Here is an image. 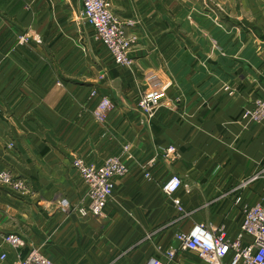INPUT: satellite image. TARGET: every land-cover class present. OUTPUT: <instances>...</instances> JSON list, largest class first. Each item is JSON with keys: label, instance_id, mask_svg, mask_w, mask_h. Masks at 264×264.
<instances>
[{"label": "crops", "instance_id": "obj_1", "mask_svg": "<svg viewBox=\"0 0 264 264\" xmlns=\"http://www.w3.org/2000/svg\"><path fill=\"white\" fill-rule=\"evenodd\" d=\"M108 1L131 39L130 66L94 39L80 0H0V170L25 185H0V233L57 264H207L164 252L197 223L233 238L241 207L264 205V129L242 116L264 93V0ZM158 82L169 83L166 98L145 121L137 100ZM92 90L112 102L103 123L92 117ZM169 145L175 159L163 157ZM125 146L129 169L103 216L58 208L61 198L87 204L74 159L101 164ZM172 175L182 185L167 196ZM7 252L0 264H12Z\"/></svg>", "mask_w": 264, "mask_h": 264}, {"label": "built area", "instance_id": "obj_2", "mask_svg": "<svg viewBox=\"0 0 264 264\" xmlns=\"http://www.w3.org/2000/svg\"><path fill=\"white\" fill-rule=\"evenodd\" d=\"M82 8L79 18L92 28L93 36L106 48L113 62L121 66H130L131 39L126 34L123 24L112 13L108 0H80ZM28 41L27 35H20L18 43ZM169 83L158 82L145 89L137 100V111L145 121L151 120L159 105L166 98ZM99 96V101L91 114L98 123H103L107 113L112 108V102L106 95H101L97 90L90 92V97ZM243 117H248L253 122L260 124L264 129V93L257 96L251 109L242 111ZM178 156L174 145L164 149V159H175ZM128 146L123 148V153L111 156L101 164L88 163L82 158L72 161V167L78 171L85 187L87 204L72 207L69 200L61 198L58 208L63 212L76 211L79 217H101L109 198L112 195L115 181L128 172L127 160L131 159ZM154 164V159L147 163L144 176L149 179V169ZM257 175L251 177L254 180ZM0 183L14 190H23L24 181L19 179L9 170L0 172ZM182 185V180L177 175H172L161 187L162 192L172 196ZM239 201V199H237ZM178 204V200H174ZM180 209V207H179ZM240 229L235 237L227 236L225 228L212 224L197 223L188 232H177L175 241L177 248L164 252L165 257L171 260L177 250L195 253L199 259L207 264H224L229 257L228 264H264V205L255 203L241 207ZM25 240L17 233H0V260L8 258L7 249L13 250L16 257L12 264H57L37 248H31L22 253ZM145 264H163L160 257H152Z\"/></svg>", "mask_w": 264, "mask_h": 264}, {"label": "rangeland", "instance_id": "obj_3", "mask_svg": "<svg viewBox=\"0 0 264 264\" xmlns=\"http://www.w3.org/2000/svg\"><path fill=\"white\" fill-rule=\"evenodd\" d=\"M3 170H9V171H11L15 176H17L12 170H10V169H8V168L2 169V170H0V172L3 171ZM259 176H260V175H257L256 178H255L254 180H256V179H257V180L260 179ZM17 177H18V176H17ZM252 177H253V176H252ZM18 178H19V177H18ZM19 179H21V178H19ZM254 180H253V181H254ZM0 185L3 186V187H7V188H9V189L14 190L13 188H11V187H9V186H6V185H3L2 183H0ZM14 191H19V190H14ZM21 191H22V190H21Z\"/></svg>", "mask_w": 264, "mask_h": 264}]
</instances>
